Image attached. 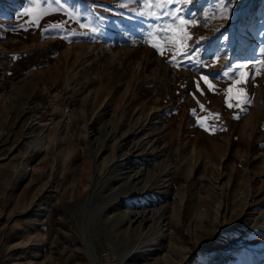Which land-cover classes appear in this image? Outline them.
Listing matches in <instances>:
<instances>
[{
	"label": "rangeland",
	"instance_id": "1",
	"mask_svg": "<svg viewBox=\"0 0 264 264\" xmlns=\"http://www.w3.org/2000/svg\"><path fill=\"white\" fill-rule=\"evenodd\" d=\"M62 2L76 19L0 0V264H264V0L168 7L199 67L144 0Z\"/></svg>",
	"mask_w": 264,
	"mask_h": 264
},
{
	"label": "snow or ice",
	"instance_id": "2",
	"mask_svg": "<svg viewBox=\"0 0 264 264\" xmlns=\"http://www.w3.org/2000/svg\"><path fill=\"white\" fill-rule=\"evenodd\" d=\"M145 6L149 8H158L161 10L162 16H170L173 23L171 25H164L162 26L159 31L163 33L162 36L158 38L159 41H163L166 43H171L174 51L172 53V58L168 61L169 63H172L173 61H177L179 57H184L189 60V62H193V56L196 57L194 63L199 67L203 66L206 62L203 60V56L201 54V50L199 47H192L188 41L193 40V36L187 31L189 27H195L197 26V21L195 19H186L182 14L180 9H173L172 11H168V7L171 5H174L177 2H180L187 6L192 2V0H156L155 3H150L149 0H144ZM29 3L32 7L29 9H26V14H31L34 16V21L37 22L41 19L43 15H46L49 11H60L65 14H67L72 19H76L75 16H73L72 12L69 11L68 5L62 2V0H29ZM56 5V8H52V5ZM44 5V7H41ZM226 7V6H225ZM154 18H161L159 16H156L155 13H149ZM195 15V14H193ZM177 21L179 23L177 24ZM81 28H88V25L80 24ZM62 26L60 24L53 25L54 29H60ZM91 30V29H90ZM171 33V34H170ZM75 34V33H73ZM152 33L149 32V36H151ZM201 41L196 40L195 43L198 45ZM150 46L157 52V54L164 56L165 52L163 48L160 46V43L158 42H152L150 43ZM260 54L264 55V47L260 49ZM174 66H179L178 64ZM232 72L231 66L228 67V70L224 71L222 75L224 77H228L229 74ZM203 82V85L207 87L208 92H216L215 84L213 83V77L210 75H204L202 74L199 78V81L195 82L196 90L201 94L204 95L203 88L201 87V83ZM247 82L245 74L241 73L240 78L233 81L232 85H230L225 90V103L227 107H239L240 101L243 100L245 103H248L247 95L245 93V90L243 88H239L238 91L233 95V89L241 84H244ZM195 99V97H194ZM236 99L237 103L234 105L232 103V100ZM200 109L204 110V106L200 105ZM243 111V109H241ZM209 116H212L215 119H219V114H209ZM238 118V117H237ZM207 119V118H205ZM201 125L204 126V121H201ZM206 131H209L208 127H205Z\"/></svg>",
	"mask_w": 264,
	"mask_h": 264
},
{
	"label": "bare ground",
	"instance_id": "3",
	"mask_svg": "<svg viewBox=\"0 0 264 264\" xmlns=\"http://www.w3.org/2000/svg\"><path fill=\"white\" fill-rule=\"evenodd\" d=\"M147 134V133H146ZM141 139V137L139 138V140ZM145 153H147V152H145ZM145 156L144 157H142V158H140V159H138L139 161H142V162H144V160L146 161V160H148L150 157H152V156H155L156 155V153H147V154H144ZM128 157H125V159H127ZM128 160V159H127ZM167 172V171H166ZM165 174V173H164ZM167 174V173H166ZM133 191H136V190H133ZM147 194V193H146ZM119 223H121V220L118 218V219H114V220H112V221H110L107 225H106V228H107V230L108 231H110L111 232V234H112V231H114V229L117 227V225H119ZM120 226V225H119ZM159 236H161V234H159ZM147 238H148V235L146 236ZM152 239V238H151ZM154 239V238H153ZM84 241V240H83ZM84 246L87 248V243L86 242H84ZM88 252V257H89V264H95V262H96V257H95V255H94V253H93V251H92V249L91 250H88L87 251ZM131 253L130 252H127L125 255H124V259H126L127 257H130L131 255H130ZM131 264H133V263H131Z\"/></svg>",
	"mask_w": 264,
	"mask_h": 264
}]
</instances>
